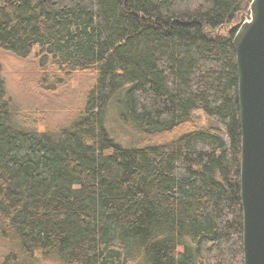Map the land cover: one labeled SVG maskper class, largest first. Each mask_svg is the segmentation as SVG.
I'll list each match as a JSON object with an SVG mask.
<instances>
[{"label":"trees","instance_id":"trees-1","mask_svg":"<svg viewBox=\"0 0 264 264\" xmlns=\"http://www.w3.org/2000/svg\"><path fill=\"white\" fill-rule=\"evenodd\" d=\"M250 2L0 0L1 49L93 78L68 125L37 131L0 67V264H243L232 39Z\"/></svg>","mask_w":264,"mask_h":264},{"label":"water","instance_id":"water-1","mask_svg":"<svg viewBox=\"0 0 264 264\" xmlns=\"http://www.w3.org/2000/svg\"><path fill=\"white\" fill-rule=\"evenodd\" d=\"M232 46L241 131L243 264H264V0H251Z\"/></svg>","mask_w":264,"mask_h":264},{"label":"rangeland","instance_id":"rangeland-1","mask_svg":"<svg viewBox=\"0 0 264 264\" xmlns=\"http://www.w3.org/2000/svg\"><path fill=\"white\" fill-rule=\"evenodd\" d=\"M0 67L15 122L20 126L34 127L37 131L68 125L81 110L84 94L93 81L89 73L78 72L59 79L52 75L51 69L45 73L34 51L23 58L0 48ZM46 77L50 79L45 80ZM106 121L112 139L128 147L130 128L119 124L113 107L109 108ZM5 247L0 236V263L6 255Z\"/></svg>","mask_w":264,"mask_h":264}]
</instances>
